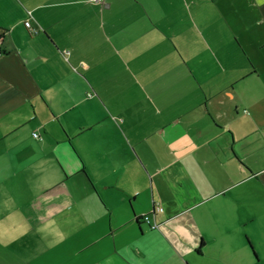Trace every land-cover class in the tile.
<instances>
[{"label":"crops","instance_id":"0c3cea01","mask_svg":"<svg viewBox=\"0 0 264 264\" xmlns=\"http://www.w3.org/2000/svg\"><path fill=\"white\" fill-rule=\"evenodd\" d=\"M0 264H264V0H0Z\"/></svg>","mask_w":264,"mask_h":264},{"label":"rangeland","instance_id":"374dc122","mask_svg":"<svg viewBox=\"0 0 264 264\" xmlns=\"http://www.w3.org/2000/svg\"><path fill=\"white\" fill-rule=\"evenodd\" d=\"M137 75H140V74H137ZM121 76H122V78L120 77V81H123L122 84L117 83V84H111L110 85V87H113V88L117 89V91L120 92L116 98V101H118V105L120 106V108L125 109V107H127V106L128 107L133 106L136 102L139 103V101H143V98L145 96V90L142 88V86L140 84L135 85L133 81L129 82L127 80L128 74L122 73ZM155 78H156V75L154 74L153 79H155ZM94 83H95V85L100 87V85L97 84V81H95ZM105 86H106L105 89H107L109 87L108 84H106ZM100 90H101V88H100ZM88 96L89 97L90 96H96V97L94 98V100H90L89 101L90 103H87V105L85 106V109L81 112L83 116H85L87 114L90 115L92 113V111L97 110V108H98L97 104H98L99 100H97L96 92H93V89H92L88 93ZM138 107L139 106H137V108ZM81 113L80 112L76 113V111H74V113H72V114H73V117L78 118L79 116H81ZM142 113H143V111L141 110V108H139L137 110V114H142ZM80 120H82V116H81ZM35 123L36 122H31L30 124L33 125ZM76 124L78 125L79 122H77ZM54 126H55L54 129L57 130V128H58V130H60L58 124H55ZM33 131L37 134H41V135L43 134L42 131H40V129H38L37 127H35ZM73 131L76 132V130H73ZM101 131L102 130L99 131V134H101ZM24 134H26V133H24ZM76 135L74 136L75 138H74V140H72L70 145L72 146V148L75 152L76 151L78 152L79 157H82V153L80 151H83V152L89 151L90 157L86 158V159H87V161H89L91 163V161H92L91 160V151H90L91 146L88 145V143H87V139L91 135V133L90 134L85 133L82 135L76 134ZM46 137L42 136V138H45V139H46ZM47 138H48V140H50V136H48ZM150 141L152 142V139H150ZM26 143L29 144L30 141H27ZM52 144L54 145V142ZM48 146H51V145H48ZM62 146H64V145H62ZM69 157L72 158L75 162V160H76V159H74L75 157L73 158L72 155H70ZM46 166H45V169L43 166H38L39 168L38 167L36 168V170H38V174L29 176L25 179L26 184L23 186V188L21 189L20 194H19L21 196V199H22V201H21L22 204H23V202L28 200V198L30 197L31 194H33L34 192H42V191H44L43 189H45V187H48L50 185L48 176L46 179H42V177L37 179L38 175L41 172H42L41 176H43V173L47 169ZM94 167H95V170L98 171V169H96L97 167L95 166V164H94ZM79 181L81 182V179H78V181L77 180H75V181L69 180L66 184L59 185L56 187L54 186L53 188H50L49 190H47L46 193L48 194V196L44 200H42V202H41L42 205L47 203V205L46 206L44 205L43 208H47L50 204H51V207H55L54 206V203L56 201L55 198L57 196H60V195H65L67 192L70 193L73 191L75 194L80 193L82 187L86 188L87 191L88 190L91 191L89 185L84 186V184L81 182L82 183V186H81L80 184L77 183ZM29 186H32V187H29ZM97 187H98V191L100 193H104L103 191H101L99 186H97ZM104 188L105 187H103V189ZM117 191H121V190L119 189ZM51 198L53 200L49 201ZM61 203L64 204V201L63 202L58 201L56 203L57 207Z\"/></svg>","mask_w":264,"mask_h":264},{"label":"built area","instance_id":"2783aa9c","mask_svg":"<svg viewBox=\"0 0 264 264\" xmlns=\"http://www.w3.org/2000/svg\"><path fill=\"white\" fill-rule=\"evenodd\" d=\"M94 2H97V3H101L102 2V0H93ZM24 26H25V28L26 29H28V30H31V32L32 33H35V31L32 29V27H31V24H30V22L29 21H26L25 23H24ZM33 136L35 137V138H37V135L36 134H33ZM160 212H162V208L161 207H159L158 205L154 208V210H153V212L151 213V215L150 216H148V215H145V216H142V221L145 223V224H147L148 226H149V228L151 229V230H155V229H157L158 228V224H157V222H156V220H155V215L157 214V213H160Z\"/></svg>","mask_w":264,"mask_h":264},{"label":"water","instance_id":"95a60500","mask_svg":"<svg viewBox=\"0 0 264 264\" xmlns=\"http://www.w3.org/2000/svg\"><path fill=\"white\" fill-rule=\"evenodd\" d=\"M153 212V211H152ZM151 214H149L148 216H150Z\"/></svg>","mask_w":264,"mask_h":264}]
</instances>
